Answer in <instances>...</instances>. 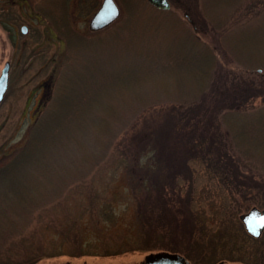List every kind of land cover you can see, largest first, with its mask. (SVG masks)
Listing matches in <instances>:
<instances>
[{"label": "rangeland", "instance_id": "obj_1", "mask_svg": "<svg viewBox=\"0 0 264 264\" xmlns=\"http://www.w3.org/2000/svg\"><path fill=\"white\" fill-rule=\"evenodd\" d=\"M15 1L14 4L19 7L20 12L26 13L29 8L33 9L34 17L27 33H20L17 46L13 47L4 35L0 37V74L5 61H12L8 87L0 102V166L25 144L29 128L55 96L60 73L75 60L78 47H84L90 39L92 43L85 49L94 54L92 49L100 48L98 36L118 28L125 14L124 3L131 6L129 0H115L121 10L119 17L101 29L92 30L89 20L102 0ZM131 1L134 4L143 2ZM238 4L241 11H249L246 19L239 25L247 27L239 31L231 30L234 33L228 35L224 42L227 45H239L252 58L244 59L243 63L231 60L229 55L227 59L219 55L221 64L225 66L221 72L230 68L222 78L227 81L232 78L241 86L250 80L257 83L264 78V66L261 65L264 60H259L264 55V0H180L179 4L174 0L169 8L171 12H167V9H147L149 19L143 20L137 32L130 33L118 28L121 37L112 38L108 54L104 53L110 60L109 64L106 63V68L114 66L137 69L146 64L151 65L153 61L141 62L134 59L128 50V43L132 38L146 41L145 38L151 35L152 30L161 37L158 42L173 47L170 52L177 57L169 66V59H161L160 65L155 62L154 65L158 68L155 70L159 71L153 77L161 80L165 77V70L175 67L177 70L174 68L172 71L179 73L176 78L180 76L178 79L184 83H192L194 78L189 71L196 70L195 65L203 62L205 53L197 49L202 44L195 46L191 43L190 39L193 38L187 37L184 27L202 40L216 44L218 37L210 30V20L218 22V19L228 18L233 7ZM89 6L94 7L89 9ZM54 10H58L55 15L52 12ZM63 23H68L74 30L79 31L81 38L63 30ZM132 24L134 21L129 17L127 25ZM155 47L161 52L159 43ZM101 58L106 59L103 55ZM85 62L87 66L100 68L97 67L98 63L94 66L91 60ZM230 71L233 73L230 74ZM154 84V90L158 91L161 86L157 82ZM241 86L233 88L240 91ZM151 87L144 85L145 92L150 91ZM185 91L181 89L177 97L172 94V99L184 97ZM164 95L158 91L156 98H151L147 107L132 113L134 116L130 119L131 122L123 126L118 136L112 140L108 153L97 163H83L80 159L84 149L94 152L99 149L95 142L98 134L95 126L86 125L76 131L74 140H70V149L60 152L58 147L57 152H51L53 156L47 158L46 162L52 161L53 168L60 167L64 172L61 180L57 181L58 190L43 201L24 204L22 209L18 205L13 211L25 212L26 206H29L32 212L25 218L22 230L17 235L18 239H13L15 246L9 251L10 256H31L38 247L37 250L45 251V254L33 264H141L147 255L165 251L146 249L151 243H147L140 226L139 207H142L147 214L151 209L158 211L156 222L168 221L171 217L167 210L174 211L177 220L173 219V230L169 231L172 236L165 237V241L159 243L173 244L177 251L168 252L180 253L191 264H264V230L260 236L253 237L246 231L240 218L241 214L254 206L264 209V186L249 188L243 194H233L235 190L232 192L225 184L214 166L210 165L212 161L205 156H199L195 149L190 152L187 165L182 167V175L172 181H169L168 174L176 162L173 160L162 163L159 151L148 148L143 152L149 158H144L141 162L155 164L159 171L150 170L149 173H157L165 180V187L162 191L159 189V192L152 185L148 191L137 178L129 175L126 168L116 164L121 157L130 161L131 158L128 157L131 152L137 153L141 150V141L150 136L152 128L165 118L166 110L176 103L175 100L165 99ZM201 95L191 91L188 100L197 99ZM263 96L264 94L248 101V109L244 113L246 116L254 114L253 109L259 112L258 109L264 108ZM213 97L209 91L204 96L207 102H212ZM93 115L96 113L92 112L91 116ZM231 120L236 126L245 119L237 117ZM252 121L254 125L257 124L256 119ZM132 122L134 125L129 127ZM256 139L258 138L252 139V157H248L247 152L239 151V144L230 150L235 158L240 152L246 159L244 164L249 163L245 166L240 160L245 167L240 166L244 171L239 175V179L249 184L255 179L264 183V143L260 140L256 144ZM182 145L175 139L167 144L173 147ZM144 168L137 167V170L143 174L148 171ZM138 173L136 174L139 175ZM228 178L231 176L228 175ZM173 181L175 189L170 188ZM150 182L155 185L156 181L151 179ZM4 190L0 189V210L12 207L8 199L2 198L3 194L9 195L11 192L4 193ZM162 199H166L167 203L164 204ZM181 230L184 233L179 236ZM76 245L84 251L83 254H70ZM137 246L142 248L130 250Z\"/></svg>", "mask_w": 264, "mask_h": 264}, {"label": "trees", "instance_id": "obj_2", "mask_svg": "<svg viewBox=\"0 0 264 264\" xmlns=\"http://www.w3.org/2000/svg\"><path fill=\"white\" fill-rule=\"evenodd\" d=\"M129 1L131 6L127 2L124 3L125 14L120 20L118 28L133 33L140 29L144 19H149L146 10L158 8L148 0H142V3L135 2L136 4L131 0ZM170 1L172 6L174 0ZM179 2L180 0H176L177 4ZM94 6L88 8L91 9ZM166 11L171 12L169 9ZM52 12L55 15L58 10ZM248 13L249 11L246 9L241 11V6L238 4V6L233 7L228 18L218 19V22L211 19L210 30L218 37L216 44L202 40L198 35H194L184 27L187 37L193 38L190 39L192 40L191 43L195 46L202 44L203 46L197 49L203 50L205 53L203 62L200 65L199 63L195 65L196 70L194 72L193 70L189 71L195 80L192 83H184L178 79L180 76L176 78L179 73L175 67L165 70V77L161 80L153 77L159 71L155 70L158 69L155 67L156 64L154 65L155 62H159L157 65H160L161 59H169L170 63L167 65L169 66L176 61L177 57L170 52L173 47L158 42L161 37L155 35L152 30H150L151 35L145 38L146 41L132 38L128 43V50L134 59L141 62L153 61L151 65L146 64L147 67L141 64L143 67L137 69L116 68L114 66H111L110 69L106 68V63L109 64L110 60L104 53L108 54L112 38L121 37L118 28H113L105 35L98 36L100 48L92 49L94 54L85 49L88 44L92 43L90 39L84 47H78L75 60L70 62L68 68L60 73L55 96L29 128L25 144L0 166V189H5L4 193L11 192L9 195L3 194L2 198L3 200L8 199L10 204L12 203L11 208L0 210V264H33L45 254V251H38V247L35 248L33 255L26 257L10 256L9 251L15 246L14 240L18 239L17 235L22 230L21 226L25 218L30 216L32 212L29 206H26L27 211L25 212H13L16 207L20 205V209H22L24 204L27 205L36 200L35 203L43 201L58 190L56 184L57 181L61 180L60 177L64 172L60 167L53 168L52 161L46 162L47 158L53 156L51 152H57L58 147L61 149L60 152L70 149V140H74L76 131L86 125L95 126L98 131L95 142L99 149L97 152L84 149L80 159L83 163H97L101 157L108 153L112 140L118 136L123 126L131 122L134 116L132 113L144 106L147 107L151 103V98H156L158 91L165 94V99L175 100L176 103L169 110H166L165 118L155 128H152L150 136L141 141V150L137 153L131 152L128 157L131 158L130 161L126 157H121L116 161L117 165L126 168L125 170L129 175L137 178L148 191L152 185L159 192V189L160 191L164 189L165 180L157 173H149L150 170L159 171L155 164L146 163L148 161L141 162L144 158H149V155L145 157L143 152L148 148L159 151L163 160L162 163H169L174 160L176 165L170 164L172 166L168 174L169 181H172L183 172L182 167L187 165L189 154L195 149V153L199 156H205L212 161L210 165L214 166V170L220 174L232 192L233 189L235 190L233 194H243L249 188L264 186V183L258 179L253 180L251 184L239 179V175L244 171L241 167L245 165L246 159L240 152L236 158L230 152L235 147L234 145L239 144V151L247 152L249 153L247 154L248 157H252L254 156L252 139L258 138L255 140L256 144L260 140L264 143V108L258 109L260 113L253 109L254 114L248 116L244 114L248 109V101L251 102L259 95L264 94V78L257 83H254L255 80L246 81L243 86L230 77L233 82L227 81V79L222 78V75L230 68L221 72L225 66L219 60V55L226 57V59L229 55L231 60L235 59L242 62L244 59L252 58L245 50L242 51L239 45L234 43L227 45L224 42L228 35L234 33L230 32L231 30L239 31L241 28L247 27L239 25L246 19ZM129 17L132 18L134 24L127 25ZM63 24V30L81 38L78 35L79 31L74 30L68 23ZM157 43L162 48L161 52H158L160 50L155 47ZM102 55L106 58L105 60L101 58ZM260 59L263 61L264 55H261ZM89 60L94 66L97 63L101 65H97L100 68L95 69L92 66H87L85 61ZM261 65L264 66V61L261 62ZM174 68L176 70L172 71ZM229 73L232 74L233 72L230 71ZM155 82L161 86L158 91L154 90ZM144 85H151L150 91L145 92ZM233 86H241V90L238 91ZM181 89L186 90L184 97L172 99V94L176 97L179 96ZM191 91L202 95L197 99L188 100V94ZM207 91L210 92L211 96H214L212 102H207L204 98ZM262 98L264 99V96ZM92 112L96 113L93 115L96 116L95 118H91L93 117L91 116ZM237 117H242L245 120L235 126L231 119ZM254 119H256V125L252 121ZM133 125L134 122L129 127ZM171 139H175L183 145L181 147L167 146ZM186 150L188 151L186 152ZM240 160L244 165L240 163ZM137 167H145L148 171L142 174L141 171L137 170ZM137 172L139 175L136 174ZM186 175L183 174V176ZM228 175L231 178H228ZM151 179L156 181L155 185L150 182ZM229 180L231 181L229 182ZM174 183L175 181L172 182L171 189H175ZM133 188L136 189L134 184ZM162 202L166 204L167 200L162 199ZM153 210L151 209L147 214L142 207H139L140 216L138 218L141 221L142 233L143 236H146L147 243H151L146 246V249L177 251L169 242L159 243V241H165V237L172 236L169 231L173 221L177 220L174 211L167 210L171 217L168 221L156 222L155 218L158 211L154 210L153 212ZM183 233L184 230H181L178 235L182 236ZM134 248H142V246L133 247L130 250ZM83 253L84 251L78 245L72 253L70 252L72 255ZM50 255L53 254L50 253Z\"/></svg>", "mask_w": 264, "mask_h": 264}, {"label": "water", "instance_id": "obj_3", "mask_svg": "<svg viewBox=\"0 0 264 264\" xmlns=\"http://www.w3.org/2000/svg\"><path fill=\"white\" fill-rule=\"evenodd\" d=\"M158 8L167 9L170 7L169 0H149ZM120 7L115 0H102L98 9L92 14L89 20V27L92 30L101 29L120 15ZM25 30V27L23 28ZM10 62L6 61L0 74V102L3 99L8 87ZM246 231L258 237L264 230V209L254 206L240 216ZM141 264H191L189 259L178 252L161 251L146 256ZM218 264H229L219 262Z\"/></svg>", "mask_w": 264, "mask_h": 264}, {"label": "flooded vegetation", "instance_id": "obj_4", "mask_svg": "<svg viewBox=\"0 0 264 264\" xmlns=\"http://www.w3.org/2000/svg\"><path fill=\"white\" fill-rule=\"evenodd\" d=\"M14 2L16 1L0 0V37L4 35L13 47L17 46L18 38L21 35L20 33H27V31L31 28L30 22L33 20L34 17L33 9L29 8L26 13L20 12L19 7H16ZM169 2L171 4L170 0ZM24 27L25 30H23ZM7 61L10 62V71L12 67V61Z\"/></svg>", "mask_w": 264, "mask_h": 264}]
</instances>
